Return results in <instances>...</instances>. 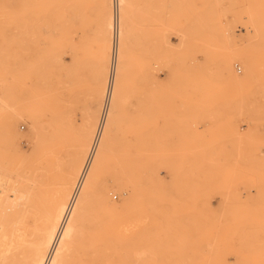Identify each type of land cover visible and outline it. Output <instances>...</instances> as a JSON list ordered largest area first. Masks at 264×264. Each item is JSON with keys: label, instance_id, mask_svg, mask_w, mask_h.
<instances>
[{"label": "rangeland", "instance_id": "1", "mask_svg": "<svg viewBox=\"0 0 264 264\" xmlns=\"http://www.w3.org/2000/svg\"><path fill=\"white\" fill-rule=\"evenodd\" d=\"M79 1L0 20V264H264V0Z\"/></svg>", "mask_w": 264, "mask_h": 264}, {"label": "crops", "instance_id": "2", "mask_svg": "<svg viewBox=\"0 0 264 264\" xmlns=\"http://www.w3.org/2000/svg\"><path fill=\"white\" fill-rule=\"evenodd\" d=\"M90 6L88 0H80L75 2L74 16L72 17V11L69 9H64V36H71L72 25L79 27V41L83 45L85 34H86V43L87 49L88 44H93V47H90L92 51L100 59H106L108 57V44L106 42V32H105V22L110 15V2L109 0H95L94 6ZM17 0H0V20L4 22L16 21L18 18L17 14ZM31 13H32V27L33 31L38 30V35L50 38L56 36V31L54 28V21L56 18V8L54 0H31ZM78 7V8H77ZM92 9L95 12L92 14ZM90 10V13H89ZM78 13V15H76ZM93 15V17H92ZM146 23V22H145ZM148 29H150V20L147 23ZM1 30L7 31V29L1 28ZM14 30V28H10ZM103 31V32H102ZM104 34V35H103ZM92 38H94L92 40ZM90 40V42H89ZM50 41V39H49ZM93 41V42H92ZM177 42V41H176ZM46 45L45 42H42ZM40 44L39 46L43 44ZM72 67L71 59L65 57L64 62V101L65 106L68 102V89L69 85L71 86V80L68 76V66ZM82 94V93H81ZM83 106V99L80 97L76 101Z\"/></svg>", "mask_w": 264, "mask_h": 264}, {"label": "bare ground", "instance_id": "3", "mask_svg": "<svg viewBox=\"0 0 264 264\" xmlns=\"http://www.w3.org/2000/svg\"><path fill=\"white\" fill-rule=\"evenodd\" d=\"M5 173L3 171V174H0V193H1V187L3 186V181L5 180ZM7 179V178H6ZM9 179V178H8Z\"/></svg>", "mask_w": 264, "mask_h": 264}]
</instances>
